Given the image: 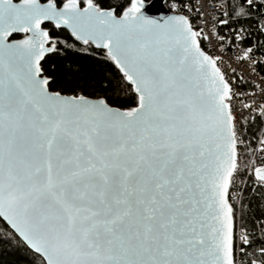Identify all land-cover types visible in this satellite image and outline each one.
Here are the masks:
<instances>
[{
  "label": "snow or ice",
  "instance_id": "6c2138e0",
  "mask_svg": "<svg viewBox=\"0 0 264 264\" xmlns=\"http://www.w3.org/2000/svg\"><path fill=\"white\" fill-rule=\"evenodd\" d=\"M106 4L0 0V222L41 264H237L231 190L244 110L264 121V76L261 101L238 110L237 97L255 92H237L244 77L232 68L230 82L223 54L211 53L235 47L252 73L264 63L255 46L241 48L245 29L218 28L250 17L256 0L222 4L218 24L182 0L163 18L144 0ZM63 30L112 62L130 103L53 90L42 62L73 47L53 35ZM255 151L264 154V135ZM252 164L264 187V163ZM240 239L247 264H264V247L246 253L253 241Z\"/></svg>",
  "mask_w": 264,
  "mask_h": 264
},
{
  "label": "trees",
  "instance_id": "16d2710c",
  "mask_svg": "<svg viewBox=\"0 0 264 264\" xmlns=\"http://www.w3.org/2000/svg\"><path fill=\"white\" fill-rule=\"evenodd\" d=\"M149 1L144 0V2ZM117 2L118 0H107L105 6ZM262 2H256L257 7L252 9L250 17L233 19L227 27L220 26V29L230 27L246 29L241 46L244 48L255 46L254 53L260 55L264 60V34L259 31V22L264 16V7H260ZM233 7L234 0H228V11L232 12ZM53 35L65 41L66 44L73 45L71 48L65 47L64 44L59 45L60 51L50 54L42 62L45 75L53 78V90L61 91L66 95L83 94L90 98L104 96L112 102L126 101L130 103L128 98L133 94L127 89L116 90L115 85L120 79V74L100 50L83 51V46L75 42L67 30L54 31ZM257 69L264 75V63H258ZM261 122L262 120L257 117L245 124L246 136L252 143L256 139ZM234 210L236 226L245 228L246 234L253 241L252 247L245 248V252L251 253L259 247H264V230L261 229V223L264 222V190L253 183L247 184L241 205L239 209L234 207ZM237 212H239L238 218ZM238 259L240 264H247L250 257L239 253ZM0 264H41V258L14 235L3 222H0Z\"/></svg>",
  "mask_w": 264,
  "mask_h": 264
},
{
  "label": "built area",
  "instance_id": "2783aa9c",
  "mask_svg": "<svg viewBox=\"0 0 264 264\" xmlns=\"http://www.w3.org/2000/svg\"><path fill=\"white\" fill-rule=\"evenodd\" d=\"M264 0H256V2H260ZM175 2V0H164V7L170 11L171 13H173L172 10V4ZM189 2H191L193 5H199L202 7L203 11L205 12V16H204V20H215L218 24V20L223 18L222 12H221V5L224 4L225 5V10L228 11L227 9V4H225V0H182L183 4H188ZM228 2V0H227ZM192 22L194 25H199L201 23L200 19L198 18V15L193 12L192 14ZM218 28L220 29V26H218ZM229 29L230 28H225L223 30H219L220 34L222 35H227L229 33ZM208 30V29H206ZM246 29H245V34H246ZM244 34V36H245ZM215 43V41H214ZM241 46V45H240ZM207 48V45H206ZM241 48H244L243 46H241ZM211 54L213 55H219V54H223L224 56V64L222 65V67L224 68V70L228 73V79L231 82L233 79L232 76V68H236L237 69V73L236 76L237 78L240 76L244 77V80H239L237 79L236 83H233V88L237 91V92H243V93H251V92H255V96H238L237 100H236V108L238 110H240V105L241 103H249L251 102L253 99H255L257 101V103H259L262 99L261 94L259 92V89H257L255 87V85L257 83L261 82V76H264L263 74H261L258 69H257V64L254 66L255 67V72L252 73L250 72L249 67L247 66V62L245 64H239L235 61L234 57L236 55H238L239 53L237 52L235 47H230V49L228 51H225L223 53H221V51L219 49H217L216 51L212 52ZM253 59L257 60V61H261V57L260 55L254 53L253 55ZM230 65V66H229ZM244 116L247 117L246 121H242V128H241V132L243 134V138H244V145L241 146L240 152V163H241V170L239 172V174L237 175V179H236V184L233 186L232 188V197L233 199L231 200V203L234 205V207L236 209H239L240 205H241V201L243 198V194L244 191L247 187V184L249 183H253L255 186L260 187L257 182L255 181L254 176L251 174V167L253 166L252 162L255 161V165L258 166L261 163H264V154H261L258 151H255V149L257 147H259V138L261 137V135H264V121L261 122V126L260 129L257 133L256 139L255 141L252 143L249 138L246 136L245 133V124L248 121H252L253 116H255V114H249L246 110H244ZM264 190V187H260ZM239 217V212H237V218ZM236 231V245H237V264L239 263V259H238V255L240 253L239 249H240V245H241V235L246 233L245 228L240 227L239 225L236 226L235 228Z\"/></svg>",
  "mask_w": 264,
  "mask_h": 264
},
{
  "label": "water",
  "instance_id": "95a60500",
  "mask_svg": "<svg viewBox=\"0 0 264 264\" xmlns=\"http://www.w3.org/2000/svg\"><path fill=\"white\" fill-rule=\"evenodd\" d=\"M147 7L145 9L146 13L151 16V17H155V18H163L166 17L168 15H171L173 13H171L170 11H168L165 7H164V0H150L149 2H144ZM22 38V37H20ZM15 39H19V38H15ZM90 98V97H89ZM94 99V98H93ZM18 237V236H17ZM19 238V237H18ZM20 239V238H19ZM22 242L23 240L20 239ZM24 243V242H23ZM25 244V243H24ZM26 245V244H25ZM27 246V245H26ZM31 250V249H30ZM32 251V250H31Z\"/></svg>",
  "mask_w": 264,
  "mask_h": 264
},
{
  "label": "flooded vegetation",
  "instance_id": "af4514ba",
  "mask_svg": "<svg viewBox=\"0 0 264 264\" xmlns=\"http://www.w3.org/2000/svg\"><path fill=\"white\" fill-rule=\"evenodd\" d=\"M15 38V37H14ZM20 38V37H19Z\"/></svg>",
  "mask_w": 264,
  "mask_h": 264
}]
</instances>
